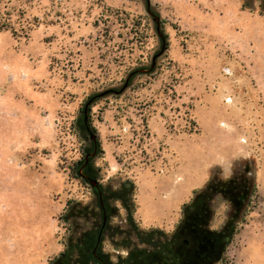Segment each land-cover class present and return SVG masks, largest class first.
Masks as SVG:
<instances>
[{"label":"rangeland","instance_id":"obj_1","mask_svg":"<svg viewBox=\"0 0 264 264\" xmlns=\"http://www.w3.org/2000/svg\"><path fill=\"white\" fill-rule=\"evenodd\" d=\"M150 4L167 51L119 95L161 50L147 0H0V264H48L67 244L56 264H193L195 230L225 242L201 264H264V128L235 107L264 110V0ZM99 96L103 157L82 173L103 207L68 170L95 152L83 107Z\"/></svg>","mask_w":264,"mask_h":264},{"label":"water","instance_id":"obj_2","mask_svg":"<svg viewBox=\"0 0 264 264\" xmlns=\"http://www.w3.org/2000/svg\"><path fill=\"white\" fill-rule=\"evenodd\" d=\"M147 12L148 15L153 19V22L156 24V31L157 34L162 42L161 50L154 55L152 59V64L150 67L145 69H140L137 71H134L130 74L129 78L127 79L124 87L121 89L120 92H116V94H123L130 86L133 78H135L137 75H150L155 73L157 68L158 60L165 54L168 48L166 37L164 36V32L161 27V19L159 16L154 14L151 11V4L150 0H147ZM101 98L99 97H93L88 100V102L83 107V115H84V123L87 126V129L90 133V138L94 144L95 152L91 154L90 156H87L85 159V162L83 164V167L79 171V176L85 180L87 183H89L92 188L94 189L96 195L98 196L101 206L103 207V190L102 187L97 179L92 177L88 172L85 174L82 173V170L85 169L90 161V158L95 159L97 156L98 150L100 148V143L98 140V137L96 134L91 132V128L89 125V115L91 112V107L93 103L96 101V99ZM195 234L197 243H199L198 247H195L194 249H186L184 252L182 250V254H186L188 256V259L191 260L193 264H201L203 260H209L215 256V254H219L222 252L223 247L225 246V242L221 238H214L212 235H204L200 234L198 230H195L193 232ZM185 245H188V242H185Z\"/></svg>","mask_w":264,"mask_h":264},{"label":"trees","instance_id":"obj_3","mask_svg":"<svg viewBox=\"0 0 264 264\" xmlns=\"http://www.w3.org/2000/svg\"><path fill=\"white\" fill-rule=\"evenodd\" d=\"M141 19H142L143 21H148V20H149L147 16L142 17ZM165 24H166V22L162 20V21H161V27H162L163 32H164ZM0 30H2V31H4V30H5V31H10V30H13V28H12L11 24H5V23L0 22ZM13 33H14V32H13ZM150 75H151V74H150ZM147 76H149V75H147ZM75 125H76V124H75ZM90 128H91V131H93V133L96 134L97 137L99 138V137H100V134H99V131L97 130V128H96V127H92V125H91ZM197 133H199V131H198ZM189 134H193V132H190ZM76 137H77V138L79 139V141H80V136H79V134H76ZM99 150H100V149H99ZM79 155H80L79 158H78L77 160L73 161L72 164H71V165L69 166V168H68V170H69V176H70V178H71L72 180H75V181L78 182L79 184L85 186V185H86V184H85V180H83V179L79 176V170L82 168V165L84 164L85 159H86V157H87V152H86V150H85L84 148H82L81 151H80V154H79ZM102 155H103V152H101V151L98 152V153H97V156H96V159H97V160L102 159V157H103ZM59 168H60V171H61V172L64 170V173H67V171H66V169L64 168V165H63L62 162H61ZM99 171H100V169H99ZM100 185L103 186L102 183H101ZM72 205H73V202H72V201H68L67 204H66V207H65V209H64V212L58 217V224H59V226H60L61 228H65V229H66L67 237H70V236H71V229H72V228H71V226H70V222H69L67 219H65V217L68 215V213H69V211H70ZM102 217H103V213L101 214V218H102ZM96 241H97V240H96ZM96 243H97V242H96ZM60 244H64V243L60 242ZM92 250H93V249H90V248L86 250V256H87L88 258H91V257H92ZM68 251H69V249H68V244H67V247L63 248V249L61 250L60 253H58L57 255L53 256V257L50 259V261L48 262V264H55L59 259H61V258L64 257L65 255H67V254H68ZM225 253H226V252H225ZM140 262H141V260H140ZM136 264H138V263H136Z\"/></svg>","mask_w":264,"mask_h":264},{"label":"crops","instance_id":"obj_4","mask_svg":"<svg viewBox=\"0 0 264 264\" xmlns=\"http://www.w3.org/2000/svg\"><path fill=\"white\" fill-rule=\"evenodd\" d=\"M264 69V66L262 67ZM264 72V71H263ZM257 73V79H258V91L260 92L261 96H262V99L264 100V81H260V75ZM239 104L241 105L242 102L240 101ZM240 105H236V109H237V112L240 116V119L243 121L242 125L251 130L254 126H252V122L251 120H256V121H259L260 124L258 125V127L260 126L261 127V132L263 133V128H264V125H263V122H264V110L262 109V107H260V104L259 102L256 104V105H251V106H248L247 108H244L242 105L240 107ZM253 133L255 132L254 130H252ZM63 213V212H62ZM57 222H58V219H57ZM53 257V256H52ZM50 255H47V258L45 259L44 262H46L48 259H50Z\"/></svg>","mask_w":264,"mask_h":264},{"label":"flooded vegetation","instance_id":"obj_5","mask_svg":"<svg viewBox=\"0 0 264 264\" xmlns=\"http://www.w3.org/2000/svg\"><path fill=\"white\" fill-rule=\"evenodd\" d=\"M100 240V239H99ZM94 242V239H90V241L88 242L89 243V245L90 246H92V243ZM166 252H169V254H171L172 253V251H169L167 248H166ZM94 254V253H93ZM65 257H67V255H65L64 257H62V258H65ZM92 258H94V260L96 261V264H105L104 263V261L103 260H101L97 255H93V257ZM179 257H178V255H173L171 258H168L167 260H170L168 263L169 264H183V262L182 261H180V259H178ZM56 264V263H55ZM118 264H124V263H122V262H120V263H118Z\"/></svg>","mask_w":264,"mask_h":264}]
</instances>
